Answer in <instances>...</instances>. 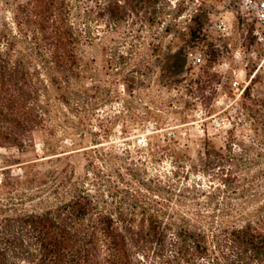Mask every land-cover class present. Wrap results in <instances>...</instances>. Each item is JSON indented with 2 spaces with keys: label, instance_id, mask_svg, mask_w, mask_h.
<instances>
[{
  "label": "trees",
  "instance_id": "1",
  "mask_svg": "<svg viewBox=\"0 0 264 264\" xmlns=\"http://www.w3.org/2000/svg\"><path fill=\"white\" fill-rule=\"evenodd\" d=\"M4 3L11 22L0 21V148L36 157L21 174L0 179V264H264V99L252 98L248 87L241 96L250 140L230 129L223 144L207 136L195 160L186 156L216 184L176 188L129 164L109 173L95 164L105 159L96 154L90 115L109 96L92 100L77 84L87 75L80 52L94 38L93 8L115 31L175 19L183 9L168 0ZM197 12L191 20L198 22ZM199 31L191 29V37ZM98 125L107 135L110 128ZM61 126L74 148L61 150ZM73 150L87 155L81 173L66 159Z\"/></svg>",
  "mask_w": 264,
  "mask_h": 264
},
{
  "label": "rangeland",
  "instance_id": "2",
  "mask_svg": "<svg viewBox=\"0 0 264 264\" xmlns=\"http://www.w3.org/2000/svg\"><path fill=\"white\" fill-rule=\"evenodd\" d=\"M4 1L0 21L11 22V5ZM168 1L171 8L183 9L177 18L169 14L162 23L126 24L116 31L106 27L93 8L94 38L80 52L87 75L77 84L92 100L109 98L89 121L97 133L96 154L105 160L90 155L105 173L117 168L124 172L122 167L129 164L147 177L174 182L176 188L194 183L207 188L217 180L212 173L193 171L186 156L195 160L207 136L223 144L230 129L237 139L250 140L252 123L242 109L241 94L248 87L252 98L264 99V39L259 41L254 33L264 37V0ZM196 9L198 22L191 20ZM193 28L200 29L198 38L191 37ZM98 124L110 128L107 135ZM65 132L62 126L56 131L65 139L62 151L74 148L69 139L73 135ZM89 140L87 134L85 145ZM72 152L66 159L81 173L87 155ZM35 153L45 155L38 142ZM35 157L33 152L0 148V179L21 174Z\"/></svg>",
  "mask_w": 264,
  "mask_h": 264
},
{
  "label": "built area",
  "instance_id": "3",
  "mask_svg": "<svg viewBox=\"0 0 264 264\" xmlns=\"http://www.w3.org/2000/svg\"><path fill=\"white\" fill-rule=\"evenodd\" d=\"M249 2H250V0H243V4H247ZM261 7L264 8V2L261 3ZM254 33H255V35H259L258 36L259 41H262L264 39V37L258 31H255ZM234 84H238V82H234Z\"/></svg>",
  "mask_w": 264,
  "mask_h": 264
}]
</instances>
